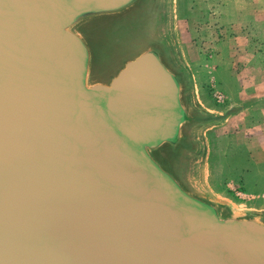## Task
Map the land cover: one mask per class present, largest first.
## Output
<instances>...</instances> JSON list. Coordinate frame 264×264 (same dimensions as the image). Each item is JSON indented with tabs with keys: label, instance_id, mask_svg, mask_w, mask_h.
<instances>
[{
	"label": "water",
	"instance_id": "95a60500",
	"mask_svg": "<svg viewBox=\"0 0 264 264\" xmlns=\"http://www.w3.org/2000/svg\"><path fill=\"white\" fill-rule=\"evenodd\" d=\"M153 3L0 0V264H264V210L215 185L206 149L232 115L213 124ZM142 8L154 44L93 81L84 29Z\"/></svg>",
	"mask_w": 264,
	"mask_h": 264
},
{
	"label": "rangeland",
	"instance_id": "374dc122",
	"mask_svg": "<svg viewBox=\"0 0 264 264\" xmlns=\"http://www.w3.org/2000/svg\"><path fill=\"white\" fill-rule=\"evenodd\" d=\"M170 1L153 0V10L161 13L158 31H169L171 44L186 42L201 86L199 100L224 114L213 124H223L228 110L232 115L224 128L206 132L215 185L264 210V0H181L179 6ZM84 32L94 56L91 79L108 82L154 44L157 26L152 11L142 8L93 21ZM155 40L162 44L161 36Z\"/></svg>",
	"mask_w": 264,
	"mask_h": 264
},
{
	"label": "built area",
	"instance_id": "2783aa9c",
	"mask_svg": "<svg viewBox=\"0 0 264 264\" xmlns=\"http://www.w3.org/2000/svg\"><path fill=\"white\" fill-rule=\"evenodd\" d=\"M215 98L217 99L218 102L220 103H224L225 101V97L220 93V92H216L215 93Z\"/></svg>",
	"mask_w": 264,
	"mask_h": 264
},
{
	"label": "crops",
	"instance_id": "0c3cea01",
	"mask_svg": "<svg viewBox=\"0 0 264 264\" xmlns=\"http://www.w3.org/2000/svg\"><path fill=\"white\" fill-rule=\"evenodd\" d=\"M235 25H237V24H235ZM233 105V104H232ZM252 109V106L250 107V106H248V108L246 109V111H250ZM206 183H205V181H204V183L202 184V186L204 187V188H202V190H204V192H206V193H209L210 192V189L205 185Z\"/></svg>",
	"mask_w": 264,
	"mask_h": 264
}]
</instances>
